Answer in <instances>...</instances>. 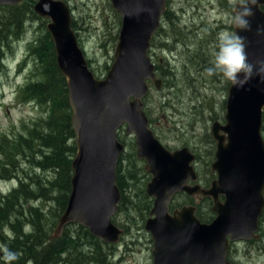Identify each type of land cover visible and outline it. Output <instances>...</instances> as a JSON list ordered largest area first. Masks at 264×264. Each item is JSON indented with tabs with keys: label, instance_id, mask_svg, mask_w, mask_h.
Listing matches in <instances>:
<instances>
[{
	"label": "water",
	"instance_id": "1",
	"mask_svg": "<svg viewBox=\"0 0 264 264\" xmlns=\"http://www.w3.org/2000/svg\"><path fill=\"white\" fill-rule=\"evenodd\" d=\"M20 0H0V6ZM121 26L106 74L97 77L72 28V12L65 0H37L34 12L47 19L56 64L65 78L76 152L71 162L67 205L52 236L68 224H79L107 243H117L123 229L112 222L121 192L116 183L117 163L124 144L119 128L134 137L136 156L150 174L145 193L153 199L145 229L153 240L154 264H232L230 242L259 238L264 209V80L254 76L244 87L232 83L225 99L224 122L214 120L215 141L210 170L216 177L202 186L188 147L166 148L155 136L143 110L149 81L159 89L149 55L151 40L167 9L166 0H109ZM233 11L235 13L234 7ZM251 17V30L234 32L247 37V54L264 60V0ZM177 193L196 202L212 200L214 218L201 222L197 207L184 204L169 212Z\"/></svg>",
	"mask_w": 264,
	"mask_h": 264
},
{
	"label": "rangeland",
	"instance_id": "2",
	"mask_svg": "<svg viewBox=\"0 0 264 264\" xmlns=\"http://www.w3.org/2000/svg\"><path fill=\"white\" fill-rule=\"evenodd\" d=\"M36 1L33 0L32 5ZM65 1L70 5L72 19L74 18L77 23L81 47L92 68L98 72L103 70L105 64L109 68L116 45V42L113 44L111 35L118 33L119 30L117 29V13L110 1ZM167 2L168 11L173 13L176 20L171 25L165 17L161 18L160 28L154 36L149 55L157 64V74L161 79L163 73L160 66L164 71L171 69L173 77L169 84L172 83V85L165 87L163 83V86L157 89L150 84L149 93L143 98L144 111L151 129L163 145L169 149L185 146L195 155L197 154L194 167L199 172L198 181L206 186L214 175L210 171V163L214 160L212 153L215 150L207 135H210L212 121L218 120L220 123L224 121V100L231 84L218 73L208 75L206 69L212 66L217 34L221 31L235 33L233 21L235 13L230 0H167ZM29 24L34 23L30 21L27 26ZM35 27V25L28 26L23 38L13 43L12 51L7 53L4 60L6 71L0 73V140L3 135L9 137L23 130V125L31 124L41 115V109L37 104L16 100L19 87L26 82L33 67V60L27 54L26 45L34 37ZM183 39L186 40L185 43ZM212 117L216 119H210ZM262 131L264 138V130ZM117 135L119 140L125 139L128 143L134 141V137L127 134L124 128H121ZM133 154H136V146L133 148L127 145L124 155L122 154L124 162L121 164L124 173L123 181L136 183L128 176L129 172H135L136 164L134 165L132 158L129 163V156L132 157ZM17 165L18 162L15 169ZM141 165L144 166V163L140 162L139 166ZM22 167L18 173L19 177L32 172L28 162L22 164ZM145 173L148 175L146 178L143 173L136 175L138 182L147 184L150 174L146 171ZM16 185V179L0 182V194L6 193ZM130 185L128 190L126 189L128 202L122 206L117 218L112 220L118 227L123 229L126 227L128 232L121 236L118 243L111 244L115 246L105 247L103 251L108 253L109 264H152V239L144 228L148 211L143 209L145 201L140 194L141 187L137 185L138 191L133 186L136 184ZM186 196L184 193L176 194L172 200V208L182 204H195L192 197ZM31 204L43 206L47 205V202L28 201L24 204V208L28 209ZM200 206L202 211L209 212L210 216L214 214L210 212L207 202L204 201ZM74 228H76L75 225H69L66 230L70 231ZM3 233L7 239L5 243L9 244L8 241H11L13 234L8 226ZM259 235V239H253L251 242L236 241L237 243L231 249L235 264H264V221L261 229L259 226ZM3 247L6 246L0 240V248ZM2 256L3 253L0 252L1 260ZM29 262L39 264V261Z\"/></svg>",
	"mask_w": 264,
	"mask_h": 264
},
{
	"label": "trees",
	"instance_id": "3",
	"mask_svg": "<svg viewBox=\"0 0 264 264\" xmlns=\"http://www.w3.org/2000/svg\"><path fill=\"white\" fill-rule=\"evenodd\" d=\"M32 2L33 0H21L15 5L0 6V73L6 71L4 60L7 53L12 51L13 43L23 38L29 25L36 26L34 37L26 45L27 54L33 60V67L26 82L19 87L16 100L35 103L41 109V115L37 119L29 125H23V130H21L23 132L17 131L9 137L3 135L0 140V182L17 180L16 186L11 187L6 193L0 194V240L7 248L17 253L18 259L13 261V264H23L29 256L33 257L35 262L39 261V264H109L108 253L103 249L115 245L111 246V244L101 241L82 225L69 224L75 225L76 228L67 231L66 228L69 226L67 225L59 236H52L58 219L67 205L71 189V162L76 152V146L70 120L71 107L68 102L66 82L56 64L53 43L46 28L47 19L34 12ZM116 16L118 17L117 29H119L121 19L118 13ZM163 17L171 25L176 20V17L168 9ZM30 21L34 24L27 26ZM72 28L81 46L74 18ZM36 31L37 33H35ZM117 35L116 32L111 35L113 44L117 41ZM185 41L183 39L184 43ZM88 63L97 77L103 76L108 69V65L105 64L103 70L98 72L92 68L90 61ZM160 69L163 73L162 80L165 87L171 86L172 83L169 84L173 77L171 69L168 68L167 71H164L162 66ZM156 70L158 72L157 64ZM223 107L224 103L222 102ZM262 130H264V117ZM207 136L215 147L211 135ZM120 141L122 140L120 139ZM123 141L125 149L127 145L135 147L134 141L130 143L125 139ZM122 154L119 155L116 170V183L121 192V200L118 204L117 214L112 218L113 221L121 212L122 206L128 202L126 189L128 190L130 184H136L133 186L138 191V186L141 187L140 194L143 195L145 201L144 210L149 211L153 202L145 194L146 182H138L139 179L136 178V175L140 173H143L144 178L148 177L143 166H139L143 161L136 158V154H133L132 157L129 156V163L132 158L136 165L135 172H129L128 176L136 183L123 181ZM16 162L18 165L15 169ZM26 162L29 163L32 172H22L26 174L19 177L18 173L23 168L22 164ZM34 200H42V202H47V205L31 204L28 209L24 208V204ZM204 201L210 208L209 199L204 198ZM263 221L264 210L259 219L260 229ZM6 226L13 234L11 241H8L9 244L5 243L7 239L3 233ZM26 227L28 228L26 229ZM63 250H67V256L64 258L61 257ZM0 264H5L3 259H0Z\"/></svg>",
	"mask_w": 264,
	"mask_h": 264
},
{
	"label": "clouds",
	"instance_id": "4",
	"mask_svg": "<svg viewBox=\"0 0 264 264\" xmlns=\"http://www.w3.org/2000/svg\"><path fill=\"white\" fill-rule=\"evenodd\" d=\"M235 15L233 21L240 31L251 30V17L259 0H230ZM264 32V29H258ZM247 37L231 31H221L217 34V44L213 52L212 66L206 69L208 75L220 74L236 87H244L254 76L264 80V60L255 63L249 60L247 54ZM5 264H12L18 259L17 253L7 247L0 248Z\"/></svg>",
	"mask_w": 264,
	"mask_h": 264
},
{
	"label": "flooded vegetation",
	"instance_id": "5",
	"mask_svg": "<svg viewBox=\"0 0 264 264\" xmlns=\"http://www.w3.org/2000/svg\"><path fill=\"white\" fill-rule=\"evenodd\" d=\"M211 135V134H210ZM212 137V136H211ZM157 138H158V136H157ZM212 139H213V137H212ZM214 140V139H213ZM165 146V145H164ZM166 147V146H165ZM166 148H168V147H166ZM169 149V148H168ZM169 150H174V149H169ZM195 155V154H194ZM213 156H214V153H213ZM195 159H196V155H195ZM212 173V172H211ZM212 175H213V173H212ZM216 177V175H213L212 176V178H211V180H210V182L214 179ZM210 182L208 183V185H206V187L207 186H209V184H210ZM202 185V184H201ZM202 186H205V185H202ZM193 198V197H192ZM204 198H206V199H209V201H210V203H211V205H212V200L209 198V197H203L201 200H199L198 202H196L195 201V199H194V203H195V205H196V207H197V210H196V215H197V217L199 218V220L201 221V222H210L213 218H214V214H213V217H211L210 216V214H209V212H204V211H202V205L200 206V204H203V202H204ZM182 205H184V204H182ZM186 205H188V204H186ZM181 206V205H180ZM176 207H179V206H176ZM176 207H173V208H171L170 207V209H169V212L170 213H172L173 212V210L176 208ZM150 210H151V208L149 209V211H148V215H147V217L145 218V223H146V221L149 219V217H150ZM210 212H212V210H211V206H210ZM145 223H144V228H145ZM123 229V228H122ZM147 231V230H146ZM126 232H128V230H126V227H125V229H123V234L124 233H126ZM148 232V231H147ZM122 234V235H123ZM149 234H150V232H149ZM121 235V236H122ZM120 236V237H121ZM150 236H151V234H150ZM259 237H260V235H259ZM151 239H152V236H151ZM259 239V238H258ZM251 242L252 240H247V241H244V240H240V241H237V242ZM237 242H231L230 243V246H229V249H228V252H227V257H228V260L232 263V264H235V262H233V258H232V256H231V249H232V246L234 245V244H236ZM151 246H152V248H151V258H152V264H154V258H153V255H152V250H153V240H151ZM67 256V250H63L62 252H61V257L62 258H64V257H66ZM33 257H31V256H29L27 259H26V261L23 263V264H31L29 261H31V260H33L32 259ZM33 262V261H32Z\"/></svg>",
	"mask_w": 264,
	"mask_h": 264
}]
</instances>
